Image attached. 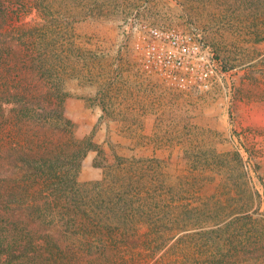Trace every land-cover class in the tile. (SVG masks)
Segmentation results:
<instances>
[{"label": "rangeland", "instance_id": "1", "mask_svg": "<svg viewBox=\"0 0 264 264\" xmlns=\"http://www.w3.org/2000/svg\"><path fill=\"white\" fill-rule=\"evenodd\" d=\"M149 24L225 75L147 74ZM124 205L129 264H264V0H0V264H56Z\"/></svg>", "mask_w": 264, "mask_h": 264}, {"label": "built area", "instance_id": "2", "mask_svg": "<svg viewBox=\"0 0 264 264\" xmlns=\"http://www.w3.org/2000/svg\"><path fill=\"white\" fill-rule=\"evenodd\" d=\"M136 29L134 45L147 74L176 79L186 88L200 90H210L225 75L222 60L199 31L158 24Z\"/></svg>", "mask_w": 264, "mask_h": 264}, {"label": "trees", "instance_id": "3", "mask_svg": "<svg viewBox=\"0 0 264 264\" xmlns=\"http://www.w3.org/2000/svg\"><path fill=\"white\" fill-rule=\"evenodd\" d=\"M47 122H51V119ZM90 142V139L83 141L87 149ZM128 206L121 207L120 217H117L118 208L112 207L109 209L110 215L98 214L90 218L87 222L88 230L79 241L82 248L77 251L68 250L56 264H129L138 260L141 252H136L135 237L143 223L129 219L128 212L131 210Z\"/></svg>", "mask_w": 264, "mask_h": 264}]
</instances>
